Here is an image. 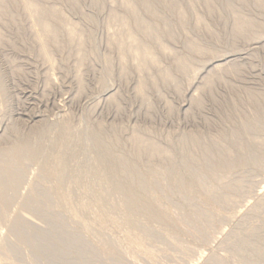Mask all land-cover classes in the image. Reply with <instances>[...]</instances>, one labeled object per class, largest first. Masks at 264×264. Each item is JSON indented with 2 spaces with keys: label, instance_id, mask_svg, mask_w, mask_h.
<instances>
[{
  "label": "rangeland",
  "instance_id": "374dc122",
  "mask_svg": "<svg viewBox=\"0 0 264 264\" xmlns=\"http://www.w3.org/2000/svg\"><path fill=\"white\" fill-rule=\"evenodd\" d=\"M32 1L41 6H55L62 14L63 22L71 24L70 27L77 31L71 45L62 33L58 45L48 50L47 57L54 62L51 67L30 33L23 4L10 6L7 0L4 1L15 21H8V17V20L0 21L3 38L0 40V148L8 146L16 137L14 132L33 138L34 131L51 126L52 134L48 137H53L63 126L69 127L75 140L72 151L49 149L50 154L58 156L59 165L57 168L53 162L42 165L43 174L48 178L61 177L68 181L70 192L62 189L60 194L50 193L52 206L56 205L60 195L67 194L69 203L64 206L77 207L76 214L56 210L61 211L62 222L98 248L96 256L99 259L106 257V249L99 247L100 236L105 238L108 247L117 244V255L105 260L106 264H244L247 260L264 264V257L255 256L253 251L244 248L237 252L234 249L237 241L243 238L264 252V204H259L264 195V162L254 160L247 168H235L229 173L224 169L215 173L210 169L204 175L196 173L204 163H212L211 159L205 162L202 157L205 147L212 148L215 157L225 158L226 151L235 156L236 142L231 136L239 132L245 122L256 126L241 136L240 143H264V46L255 41L257 33H262L264 39V0H229V8L224 0H210L209 8L203 0H194L192 6L186 0H178L177 5L187 19L182 24L169 6L168 9L169 0H149L167 22L172 37H161V42L177 56L187 57L190 67L183 73L176 71L174 62L155 50L161 69L170 72L171 81L158 80L154 86H149L145 100L135 93L137 78L131 67L127 79L120 77L118 53L108 46V16L124 14L119 0ZM136 10L146 21H155L146 15L139 3ZM236 16L251 19L256 27L242 36L234 35ZM196 18L201 20L202 26L197 25ZM79 37L83 41L80 53L85 57L80 67L76 58ZM189 41L204 46L208 54L190 53L187 49ZM107 59L112 61L110 65ZM217 64L231 66L234 71L220 73L219 80L215 79L208 88L201 89L202 77L212 71L210 65ZM151 73L157 75L154 70ZM111 95H114L113 101L108 99ZM194 95L200 102L198 107L191 102ZM250 95L258 97L256 103L250 100ZM94 132L101 133L111 142L118 140V150L129 155H132L129 138L136 134L156 143L164 151H171L183 163H188L191 157L198 158L190 169L196 179L195 193L187 192L185 199L158 195L159 207L172 213L174 225L166 227L155 223L148 225L146 230V220L135 221L137 217L126 211L132 215L128 217L134 219L128 227L120 222L122 215L127 216L125 211H119L107 214L108 222L98 226L99 204L94 202L93 193L86 189L95 179L92 165ZM192 138L199 145H193ZM261 152L264 154V147ZM23 160L26 168L18 188L3 190L0 183L1 196L15 192L6 212L0 211V262L53 264L44 257L47 251L30 241L35 233L31 227H10L13 237L25 242L19 251L10 246L8 225L1 220L2 214L6 213V220L24 216L34 222L35 227V222L39 224V230L48 227L43 217L24 209L36 205L31 189L37 188L39 194L48 183L38 182V164ZM145 165L155 168L161 183H166V161L143 159L139 162L140 167ZM4 172L8 173L9 167L0 157V173ZM83 173L88 175H85V186L78 187L75 180ZM238 180L250 187V192H237L234 195L237 200L231 206L213 201L211 192H217L214 187L218 183L234 184ZM101 191L110 202L119 200V195L110 194L106 187H101ZM195 194L198 195L194 199ZM22 198L24 208L20 203ZM82 207H89L90 212L83 213ZM202 210L206 211L205 215ZM82 224L88 225V232ZM195 226L199 227V234ZM251 228L255 229V235H249ZM234 235L238 237L233 238ZM64 249L70 251L67 247Z\"/></svg>",
  "mask_w": 264,
  "mask_h": 264
},
{
  "label": "bare ground",
  "instance_id": "6f19581e",
  "mask_svg": "<svg viewBox=\"0 0 264 264\" xmlns=\"http://www.w3.org/2000/svg\"><path fill=\"white\" fill-rule=\"evenodd\" d=\"M4 1L6 2V0H0V21L4 22L6 17H8L10 19L6 20L14 22L15 19L9 15V6L5 5ZM44 1L46 2L47 0ZM177 1L178 0H169L168 5L166 1V5L167 7H170V10L177 17H179L180 23L182 24L183 22H186L187 19L184 16L185 12L177 5ZM186 1L188 5H193L194 0ZM203 1L209 8L210 0ZM224 1L227 3L226 6L229 8V0ZM7 3H9L10 6H18L19 3L23 4L22 9L24 16L30 22V33L32 34L35 43L38 45L39 52L44 57L43 59L46 60V62L52 67L54 62L47 57L48 50L55 47V45H58L62 33L66 36L68 45H71L73 35L77 30L70 27L72 26L71 24L66 25V23L63 22L64 18L55 6H41L32 0H7ZM137 3L143 7L147 16L154 18L155 21H158L155 22L152 19L151 21L153 23L146 21L136 10ZM119 4L122 12L126 15L123 14L124 16H121L120 14L111 13L108 16V23L106 25V30L109 33L108 46L111 49H115L118 53L117 64L119 66L120 77L122 79H127L129 76V67H131V70L137 78L135 93L142 100H145L146 91L149 86H154L158 80L163 83L171 81L170 72L167 69H161L160 61L156 56L155 50L168 56L172 62H174L173 66L175 70L180 71L181 73L189 70L190 61L187 57L177 56L161 42V37H172L167 30V22L158 15L157 6L155 7V5H153L149 0H119ZM164 4L162 5L165 6ZM256 4L259 5V3ZM262 8L264 9V6H262ZM196 23L199 27L202 26V22L199 18H196ZM255 27L256 24L251 19L239 18L238 16L234 17L233 31L236 36H242L247 31ZM1 38L2 37L0 36V40L3 39ZM140 38H143V41ZM255 41L264 46L262 33H257ZM82 44V38L79 37L78 46L76 47V58L79 67L83 64L85 59V57L80 53ZM152 44H154L153 47ZM187 49L190 53L198 56L208 54V51L204 46L196 44L194 41L188 42ZM106 62L110 65L112 61L107 59ZM210 67L212 68V71H210V73H206V75L202 77L201 89L208 88L215 79L219 80L220 73L234 71V68L228 65L217 64L214 66L210 65ZM152 70H154L157 75L154 76L151 73ZM197 75L194 76V78H196ZM249 97L253 103L257 102L258 97L255 95H250ZM108 99L109 101H113L114 95H111ZM191 102L194 106L198 107L200 105L196 95L191 96ZM255 126L256 125H253L252 123L249 124V122H245L240 131L231 136V138L236 142L235 156L232 155L231 151H226L225 158L221 155L215 157L212 153V148L205 147L203 149L202 157H204L205 162L211 159L212 163H204V165L199 167V170L196 171V173L204 175L205 173H208L210 169L213 170L211 171L212 173H215L214 171L218 172L220 169H224L227 173H229L230 171L235 170V168H247L252 165L254 160H259L260 163L264 162V154L261 152V150H263L264 143L257 144L255 142H251L248 144H242L239 141L241 140L242 135L250 132ZM51 128V126H46L43 129L34 131L32 133L33 138L24 137L23 135L14 132L16 134H14V136L16 137L12 141H9L8 146L0 148V157L9 167L8 173H0V183L3 190H16L18 188L26 168V164H24L23 159H26L27 163L38 164V182H47L48 186L39 194L36 192L37 188L31 189L30 193L33 194L32 200L36 203V205L24 208L23 203L25 200L23 198L20 203L25 210L34 213L37 217H43L42 220L46 222V226L48 227L46 230H39L37 229L39 224L35 222L37 225V227H35L33 224L34 222H29L24 216H18L15 219L13 218V221L6 220V213L5 215H3L4 213L2 214L1 220L7 223L8 232L10 227L16 229L22 225L31 227L35 233L34 237L31 238L30 241H32L36 246L43 247L47 251L46 256H44L45 259L47 258L51 260L53 264H106L105 260L114 259V256L117 255L118 245L112 244L110 246L108 244L110 246L108 247L105 238L100 236L98 240L99 247L106 249V257L104 260L97 258L96 254H98V248H94L84 235H80L74 228H71L70 225L62 222L63 216L60 214L61 211L71 214L77 213V207L72 208L64 206V204L69 203L68 195H60L59 198H57V201H55L56 205L52 206L50 204L52 203L50 193L53 192L55 194H60L62 189L70 192L69 185L67 184L68 181L66 178L64 179L59 177L54 179L52 176L48 178V176L43 174L42 165L46 162H53L55 168H57L59 165V158L56 154H50L49 149L55 148L58 150L60 148V150L64 149L72 151L75 142V140H73V133L68 126H63L60 130L55 132L53 137H48L49 134H52ZM192 141L193 145H199L197 140L192 138ZM92 143L95 151L93 156L94 158L92 160L95 179L91 183H88V185L86 184L88 187H86V189L93 193L94 202L99 204V214L96 218L97 223H99L98 226L108 222L106 219L107 214L119 213V211H125L127 216L122 215L120 217L121 219H119L120 222L122 221V223L128 227L134 222L132 217H128L132 216L130 214L137 217L135 218V221L139 218L146 220V230L148 225L152 226L155 223H161L166 227L175 224L172 220V213L170 212V214L167 208L159 207L158 200L160 196L162 198L166 197L170 199V197H173L174 195L179 196L181 199H185V194H187V192L195 193L197 187L196 179L190 169L191 166L193 167V165L198 162L197 157H191L188 163H183L182 160H180V157L174 155L171 151H164L156 143L147 141L136 134L131 135L129 138L132 155L118 150V140L111 142L99 132H94V134H92ZM143 159H146L149 162L153 160H163L167 162L168 171L167 173L165 172L166 183H161L158 178L160 175L159 172L152 166H139V162ZM87 173H83L75 180L78 187L85 186L83 183L85 182L84 180L86 176H88ZM187 174H189V177ZM185 178H188L187 182L184 181ZM101 187H106L110 194L119 195V200L116 202H110L103 195ZM214 188H216L217 192H211L213 195V201L216 202L219 200L229 206L235 204L237 199H234V195L237 192H250V187H245L242 181L239 180L234 184L223 183L219 185L218 183ZM151 190H154V192H150ZM14 194L15 192L8 196L0 195L1 213L3 211L6 212L12 199L14 198ZM196 195L198 194H195L192 197L196 198ZM259 202V204H264V195L260 197ZM59 209L61 210L60 213L56 211ZM202 211L205 215L206 211ZM82 212H90V208L82 207ZM82 225L85 232H88V225ZM198 228V226H195V231L199 234ZM254 230V228H251L249 231L250 236L255 235ZM178 232H180L179 229ZM9 236H11V241H9L11 244L10 246L18 251L21 250L20 248H22L21 246H23L25 242L13 237L11 232H9ZM236 237H238V235L233 236V238ZM64 247H67L70 251L65 250ZM244 248L253 251L255 256L264 257L263 250L252 246V244L243 238L239 239L237 244L234 246V249H236L237 252H240ZM0 263L4 264L3 262ZM219 263L220 262H217L216 264ZM244 264L254 263L247 260Z\"/></svg>",
  "mask_w": 264,
  "mask_h": 264
}]
</instances>
